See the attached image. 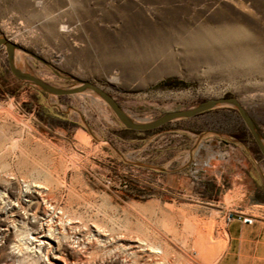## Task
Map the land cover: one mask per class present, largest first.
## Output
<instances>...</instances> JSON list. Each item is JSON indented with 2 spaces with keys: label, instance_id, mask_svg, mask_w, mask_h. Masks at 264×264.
I'll return each instance as SVG.
<instances>
[{
  "label": "rangeland",
  "instance_id": "1",
  "mask_svg": "<svg viewBox=\"0 0 264 264\" xmlns=\"http://www.w3.org/2000/svg\"><path fill=\"white\" fill-rule=\"evenodd\" d=\"M0 37L135 121L236 97L264 142V0H0ZM0 126V264H264V160L235 109L132 133L0 49Z\"/></svg>",
  "mask_w": 264,
  "mask_h": 264
},
{
  "label": "water",
  "instance_id": "2",
  "mask_svg": "<svg viewBox=\"0 0 264 264\" xmlns=\"http://www.w3.org/2000/svg\"><path fill=\"white\" fill-rule=\"evenodd\" d=\"M17 48L18 46L16 44L10 42L4 37H0V49H4L7 58L8 69L16 79L37 88L40 92L57 97L72 96L84 92H90L102 100L115 115L120 125L125 130L130 132H151L172 121L194 118L219 107H230L235 109L264 160V142L261 133L248 111L243 107L242 103L236 97L229 96L210 98L188 109L166 112L153 121L139 122L129 117L110 94L91 82L79 81L69 76H63L52 69V72L58 78L75 83V85H71L69 87H56L41 80L32 73L18 68L15 63V51ZM28 54L37 60L35 56L30 53Z\"/></svg>",
  "mask_w": 264,
  "mask_h": 264
},
{
  "label": "bare ground",
  "instance_id": "3",
  "mask_svg": "<svg viewBox=\"0 0 264 264\" xmlns=\"http://www.w3.org/2000/svg\"><path fill=\"white\" fill-rule=\"evenodd\" d=\"M13 31V30H12ZM6 32H8V33H10V37L13 39V42L15 43V41L16 40H18V39H20L21 38V36L17 33V32H14V33H12L10 30H8L7 28H6ZM25 42V41H24ZM5 124V123H4ZM7 125V124H6ZM24 125V124H23ZM8 126V125H7ZM0 128L1 129H5L6 127H4V126H0ZM13 130V129H12ZM7 131L9 132L10 130L9 129H7ZM12 132V131H11ZM6 134V133H5ZM13 134V133H12ZM5 136H8V135H5ZM14 136V135H13ZM6 139V138H5ZM12 139V136L11 137H9V140H11ZM4 145L5 144H3L2 143V145H1V147H0V149H3L4 148ZM140 240V239H139ZM138 240V241H139ZM144 241H145V239H143ZM141 241V240H140ZM146 242V241H145ZM196 242V241H195ZM142 244V243H141ZM147 244H149V243H147ZM140 245V244H139ZM129 246H131V245H129ZM143 246V245H142ZM122 248V247H121ZM202 248V247H201ZM147 249H149L148 247H147ZM169 250V249H168ZM39 251H40V247H39ZM151 251V250H150ZM153 251V250H152ZM155 251V250H154ZM167 252V251H166ZM166 252L164 253V254H166ZM157 253V252H156ZM199 255V254H198ZM162 256V255H161ZM57 260H59V261H61V262H63V264H69L65 259H63L61 256H57V257H55ZM162 258H164V257H162ZM167 258V257H166ZM171 260V259H170ZM135 261H136V258H135ZM165 261V260H164ZM169 261V260H168ZM130 262V261H129ZM166 263V262H165ZM57 264H59V263H57ZM134 264H136V263H134ZM151 264V263H150ZM167 264H171V263H167Z\"/></svg>",
  "mask_w": 264,
  "mask_h": 264
},
{
  "label": "built area",
  "instance_id": "4",
  "mask_svg": "<svg viewBox=\"0 0 264 264\" xmlns=\"http://www.w3.org/2000/svg\"><path fill=\"white\" fill-rule=\"evenodd\" d=\"M234 220L233 216L232 215H229L227 217V221H232ZM236 220L241 222V223H244L246 225H250L252 223V219L250 217H247V216H244L242 214H239L237 217H236Z\"/></svg>",
  "mask_w": 264,
  "mask_h": 264
},
{
  "label": "crops",
  "instance_id": "5",
  "mask_svg": "<svg viewBox=\"0 0 264 264\" xmlns=\"http://www.w3.org/2000/svg\"><path fill=\"white\" fill-rule=\"evenodd\" d=\"M234 222H237V220H233V221H232V222H230V223L232 224V223H234ZM230 223H229V224H230ZM239 223H240V222H239Z\"/></svg>",
  "mask_w": 264,
  "mask_h": 264
},
{
  "label": "trees",
  "instance_id": "6",
  "mask_svg": "<svg viewBox=\"0 0 264 264\" xmlns=\"http://www.w3.org/2000/svg\"><path fill=\"white\" fill-rule=\"evenodd\" d=\"M167 84H169V82H166ZM127 131V130H126ZM132 133H134V132H132ZM139 134H143V133H139Z\"/></svg>",
  "mask_w": 264,
  "mask_h": 264
}]
</instances>
